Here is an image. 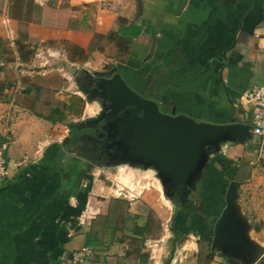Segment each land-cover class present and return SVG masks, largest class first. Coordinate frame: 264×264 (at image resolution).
I'll list each match as a JSON object with an SVG mask.
<instances>
[{"label":"crops","instance_id":"0c3cea01","mask_svg":"<svg viewBox=\"0 0 264 264\" xmlns=\"http://www.w3.org/2000/svg\"><path fill=\"white\" fill-rule=\"evenodd\" d=\"M25 3L20 17L0 4V143H8L9 169L0 180V264H58L83 247L91 250L84 264H165L173 231L181 236L168 264H243L211 247L209 221L224 206L214 191L232 181L240 184L237 205L249 237L264 250V205L248 206L264 194V143L251 136L222 144L201 172L203 197L181 200L168 214L164 205L177 204L172 196L115 195L96 167L68 153L74 125L67 124L83 106L67 90L70 72H98L110 61V70L167 111L250 125L251 106L238 99L264 84V0H11ZM20 23L26 30L19 38ZM131 25L144 32L130 42L122 29ZM220 161L233 163L230 170Z\"/></svg>","mask_w":264,"mask_h":264},{"label":"water","instance_id":"95a60500","mask_svg":"<svg viewBox=\"0 0 264 264\" xmlns=\"http://www.w3.org/2000/svg\"><path fill=\"white\" fill-rule=\"evenodd\" d=\"M88 78L91 91L80 85V92L89 102H107L105 109L110 110L103 128L113 138V152L108 157L153 171L166 197L176 191L185 195L194 188L209 156L217 154L222 144L245 143L251 137L250 125L245 123L213 124L175 110L161 111L160 104L133 90L115 68ZM239 186L232 181L226 189L224 206L212 227L211 247L226 258L256 264L263 262L264 250L250 239V226L239 213Z\"/></svg>","mask_w":264,"mask_h":264},{"label":"rangeland","instance_id":"374dc122","mask_svg":"<svg viewBox=\"0 0 264 264\" xmlns=\"http://www.w3.org/2000/svg\"><path fill=\"white\" fill-rule=\"evenodd\" d=\"M5 1L6 0H0V4H1V7L2 8H5L6 9V12H5L6 14H8V15L10 14V16L12 15V16H18V17L26 15V13H27V10L25 9V8H27L26 3H25V6H22L21 4H20V6H15V5L14 6L13 5L11 6V0H8L6 2V5L7 6L5 7L4 6ZM9 5H10V7H9ZM2 8H0V12L1 13L3 11ZM30 12L31 11L29 9L28 10V13H30ZM35 18H36V16H35ZM25 28H26V23H20L18 25L19 38H20V35L23 34V32H25V30H26ZM27 57L28 56L26 54V58ZM114 65L115 64L113 62L107 61V65H104V66H109V68H103L104 66L103 67H99L100 69H97L98 72H93V70H91L90 67H86V66H79L77 69L76 68L75 69L73 68L74 69V70L72 69L73 71H71V70H70L71 72L69 71L71 73L70 74L71 75V81H70V85L67 88V90L69 92H74L78 96H80L82 98V101H80V105L79 106H81V105H83V106H82L81 111L76 114L77 116L75 118H69V119H67V124L68 125L70 124V125H74L75 126L76 124H79L81 121H86V120L89 119L90 116H94L96 114L95 113L94 115H92V113H89V112L87 113V106H88L87 104H90L91 102H89L88 99H87V97L84 96L82 94V92H80L79 86L81 85L83 87V85H82L83 79H85L86 77H88V75H93L94 73L108 72V70L111 67H114ZM85 71H87L88 73H85ZM141 96L142 97H146V98L148 97V96L143 95V94ZM94 101L95 102H98V100H94ZM91 105L95 106L94 112L95 111L98 112L99 108H98L97 104L96 103H93V104L91 103ZM76 138H73L72 137L71 138L72 140H69L68 144L69 145H72V148H71L70 151L68 150V153L73 154L74 157L82 160L84 163L87 164V162L89 160L88 157L84 154V152L79 151V149H76V147H75V143H77V141L79 140V138H77V139ZM77 145L78 144H76V146ZM81 146H84V144L81 145ZM68 149H70V148H68ZM260 163H261V161H260ZM118 165H121V164H118ZM88 166H90V165H88ZM91 167L92 168L93 167H96L95 168L96 169L95 171L101 177L108 178V181L114 186V189H115L114 194L115 195H119V191H121L120 192L121 195H119V196H123L122 194H124L126 192V193H130V194H135V196H138V198H140V196L143 194V192H146V191H149V190H151V191H157L160 194L162 193V191L160 189L159 182L155 179V177H153L152 174L150 175L148 173H141V172L134 174V173L128 172L127 170L125 171V169L124 170L123 169H120L119 166L110 169V168H104L101 165L92 164ZM261 173H262V171H261ZM202 178H203V176L201 175V182L198 184V192L194 193L192 196L195 195V196H199L200 198L203 197V193H202L203 192V189H201L202 188L201 187ZM245 179L250 180V185H251L252 182H251V174H250V172L245 177ZM226 187H227V184H226ZM225 191H226V188H224V190H222L220 192H218V190L214 191L215 192V195L217 197H219V198H217L216 196H214L215 197L214 200H215L216 204L217 205L220 204L221 207L223 206V203H224ZM245 192H246V195L248 197H251L252 196V193H251L252 190L250 191L248 189ZM189 194H190L189 191L186 190L185 191V196H187ZM209 195L212 196V195H214V193H211V194L209 193ZM162 198H164V197H162ZM188 198L189 197L187 196V199ZM258 199L260 201H258ZM256 202H258V203L260 202V204L262 202V205H264V194L263 193H261V195L255 194L254 195V201H250V203H248V206H251L253 208V206H254L253 204H255ZM164 204H166V201L165 200H164ZM176 207H178V204H175V205L173 204V206H172V204L169 203V207L167 205L166 206L164 205V209L166 210V212L168 214L170 213L171 210L176 209ZM221 207L219 209H221ZM202 208L203 207H201V205H199L197 212L198 211L201 212L203 210ZM206 211H207V208H206ZM209 211L211 212V210L208 209V212ZM192 214H193V212H192ZM202 221H204V223H208V219L206 217ZM209 222H210L211 227H212L213 226L212 221H209ZM170 252L171 251L169 249H167V251L164 252V257H165L164 260H165V262H167V261L170 262V260H169V258H170ZM175 256H176V254H175ZM175 256H174V252H173V255H172L171 259L172 258L175 259ZM235 261H238L239 262V260H235Z\"/></svg>","mask_w":264,"mask_h":264},{"label":"flooded vegetation","instance_id":"af4514ba","mask_svg":"<svg viewBox=\"0 0 264 264\" xmlns=\"http://www.w3.org/2000/svg\"><path fill=\"white\" fill-rule=\"evenodd\" d=\"M110 69L108 70V72ZM108 72H103V74H107ZM96 77H102L101 75H98ZM95 77V78H96ZM90 78L86 77L83 79V87L91 91L92 87L90 85ZM81 84V83H80ZM99 103V110L98 112L88 120L84 122H80L79 124H76L75 126H72L71 133L69 135V139L71 138H79L77 143H75L76 149H79V151L84 152V154L88 157V164H97L101 165L103 167H109L115 168L118 166V164H121L119 160L110 159L108 157V154L113 152V147L111 146L113 138L111 134L104 131L105 121L107 120L108 116L110 115V110L105 109V106H108V103L97 99ZM161 111L165 113H170L171 111H167L163 109L162 106H160ZM117 114V113H116ZM115 114V115H116ZM118 115V114H117ZM113 117V116H110ZM115 117V116H114ZM76 138V139H77ZM82 143V144H81ZM76 144H78L76 146ZM84 146H81L83 145ZM129 164V165H128ZM127 165L130 168L134 164L130 161ZM131 165V166H130ZM196 184L194 185V188L188 189L189 195L188 197L192 196L194 193L198 192V184L199 179L195 181ZM172 193V191H170ZM187 196L181 195L179 191L174 192L172 195V198L179 204V202H183L181 200H186Z\"/></svg>","mask_w":264,"mask_h":264},{"label":"built area","instance_id":"2783aa9c","mask_svg":"<svg viewBox=\"0 0 264 264\" xmlns=\"http://www.w3.org/2000/svg\"><path fill=\"white\" fill-rule=\"evenodd\" d=\"M240 105H250L252 118L250 124V134L260 143H264V84L249 87L241 94L238 99ZM7 142L0 143V180L6 179L9 175L8 164L6 161ZM133 191V190H132ZM121 191H119V195ZM128 197L133 198L135 194L127 193ZM91 254V250L83 247L74 251L70 256L58 264H84Z\"/></svg>","mask_w":264,"mask_h":264},{"label":"trees","instance_id":"16d2710c","mask_svg":"<svg viewBox=\"0 0 264 264\" xmlns=\"http://www.w3.org/2000/svg\"><path fill=\"white\" fill-rule=\"evenodd\" d=\"M122 32H123L122 34L124 36H126L129 39V41L131 42L134 38L138 37V35H140V33L144 32V31H142L141 27L131 25V26L127 27V28H123ZM219 164H220V166H221L223 171H228V170H230V165L232 163L230 161H220ZM173 235H174V237H173V239L171 241V246L172 247H171L169 260L171 259L172 255H173V252H174L173 250L175 248V243H176V241L179 240V238L181 236L176 231H173ZM168 262L169 261H167L165 264H168ZM230 262H231V264H237V263H234L233 261H230ZM263 264H264V258H263Z\"/></svg>","mask_w":264,"mask_h":264},{"label":"bare ground","instance_id":"6f19581e","mask_svg":"<svg viewBox=\"0 0 264 264\" xmlns=\"http://www.w3.org/2000/svg\"><path fill=\"white\" fill-rule=\"evenodd\" d=\"M160 188H161V186H160ZM161 190H162V188H161Z\"/></svg>","mask_w":264,"mask_h":264}]
</instances>
